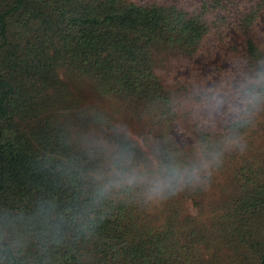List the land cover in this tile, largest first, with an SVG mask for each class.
<instances>
[{
  "label": "trees",
  "instance_id": "trees-1",
  "mask_svg": "<svg viewBox=\"0 0 264 264\" xmlns=\"http://www.w3.org/2000/svg\"><path fill=\"white\" fill-rule=\"evenodd\" d=\"M223 72L240 116H211ZM114 148L196 191L105 189ZM0 264H264V0H0Z\"/></svg>",
  "mask_w": 264,
  "mask_h": 264
},
{
  "label": "rangeland",
  "instance_id": "rangeland-1",
  "mask_svg": "<svg viewBox=\"0 0 264 264\" xmlns=\"http://www.w3.org/2000/svg\"><path fill=\"white\" fill-rule=\"evenodd\" d=\"M134 3L136 4H146V3H150V2H158L161 4H167L169 2H173L176 3L184 8H196L199 5L200 0H132ZM246 0H235L236 4L239 5H243L245 4ZM172 61V60H170ZM168 63V62H167ZM159 67L162 66V64H158ZM223 75H219V74H213V78H212V82H209V86L211 87V89H213V92L216 96V106L212 111V117H220L222 114L224 115H238L240 116L242 113V108L245 104L244 102V98L239 99V92L237 89H234L233 87L229 86L227 84V78L229 77V75L225 72H223ZM169 77V75H167ZM245 107V106H244ZM263 107V106H262ZM135 128H139L140 124L139 123H134ZM132 124L130 125V122L126 123V130L127 133L133 137H136L135 139H137L138 141H140V144L145 148L146 151H149L152 149V144H153V138L151 136V134L149 132H147V129L144 128L143 129V133L142 134H138L136 131L131 130ZM204 167L207 168L206 174H213L214 177H216L214 179V181H212V184L209 185L207 188H204V198L202 200L203 204H206V202L209 200L208 199V195H212V199L216 198V197H221V196H225L226 194L229 193V189L225 188V181L224 179L226 178L224 174L222 173H217L216 170L209 165V163L207 164V162L204 163ZM212 168V169H210ZM215 173V174H214ZM196 181V180H195ZM195 181L192 182V186L190 188V192L192 190L196 191L195 188ZM219 182L220 185L218 184ZM227 183V182H226ZM198 196L201 197V194L198 193ZM190 212L194 213V208L193 209H189Z\"/></svg>",
  "mask_w": 264,
  "mask_h": 264
},
{
  "label": "clouds",
  "instance_id": "clouds-1",
  "mask_svg": "<svg viewBox=\"0 0 264 264\" xmlns=\"http://www.w3.org/2000/svg\"><path fill=\"white\" fill-rule=\"evenodd\" d=\"M131 166L132 159L129 150L120 148L110 149V172L113 178L108 184H105L104 188L107 189L110 185L121 182L132 184L134 182L147 181L151 185L150 191L152 195L150 198L153 204L170 199L182 192L189 191L185 189L184 185L198 179L196 170L188 174L176 167H166L160 174L148 178L132 170ZM209 185L210 182H205L203 188H207ZM102 194L103 191L101 192Z\"/></svg>",
  "mask_w": 264,
  "mask_h": 264
}]
</instances>
